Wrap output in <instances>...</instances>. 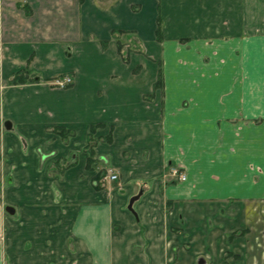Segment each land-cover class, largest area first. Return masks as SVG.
<instances>
[{"label": "crops", "instance_id": "obj_1", "mask_svg": "<svg viewBox=\"0 0 264 264\" xmlns=\"http://www.w3.org/2000/svg\"><path fill=\"white\" fill-rule=\"evenodd\" d=\"M262 204L264 0H0V264H264Z\"/></svg>", "mask_w": 264, "mask_h": 264}, {"label": "trees", "instance_id": "obj_2", "mask_svg": "<svg viewBox=\"0 0 264 264\" xmlns=\"http://www.w3.org/2000/svg\"><path fill=\"white\" fill-rule=\"evenodd\" d=\"M162 28H163V21L161 16H158L157 18V29H156V36L157 40L162 41ZM113 38L117 40L119 44V50L122 54L123 59L125 62H129L130 60V54L132 52L140 51L142 52V49L139 47V41L138 38L135 36V34L131 31H124V30H115L112 33ZM36 75L32 72L31 69L26 68L24 70L17 71L11 76L10 83L12 85H21L29 82H34ZM163 71L162 68L159 70L158 79L156 83L154 84V90L160 89L163 87ZM154 94H151L149 97H153ZM96 128H92L91 132H94ZM54 132L61 135L63 138H69L72 134V131L69 129L58 127L53 129ZM92 135V134H91ZM92 137L89 138V143L87 145V148H90L91 154L88 157L87 161V167L91 168V162L93 159V147L94 142L92 143V146L90 142L92 141ZM108 141H111L110 137L107 138ZM76 163V157H68L63 158L55 162L53 167L51 168V173L53 174H59L62 175L69 167H71L73 164ZM97 180V179H96ZM98 188L99 186L96 185Z\"/></svg>", "mask_w": 264, "mask_h": 264}, {"label": "rangeland", "instance_id": "obj_3", "mask_svg": "<svg viewBox=\"0 0 264 264\" xmlns=\"http://www.w3.org/2000/svg\"><path fill=\"white\" fill-rule=\"evenodd\" d=\"M66 77H71V76H66ZM66 77H64V78H66ZM72 78V77H71ZM72 80H73V78H72ZM157 90H162V88H160V89H157ZM156 90V91H157ZM152 97H149V96H147V99H151ZM5 128H7L6 127V125H5ZM8 129V128H7ZM93 139V138H92ZM94 141H96V140H92L91 142H90V144H91V146H92V143L94 142ZM87 150L89 151V153L91 154V151H90V148H87ZM71 157H72V155H71ZM93 161L91 162V168H92V165L95 163L96 164V158H95V154L93 155ZM103 162H105V161H103ZM102 167V168H101ZM101 169H98V174H97V180L99 179V177H100V173H102L103 171H105L106 170V168H108V169H112V170H114V168L113 167H111V166H109L108 164L105 166V164H101ZM103 167H106V168H103ZM116 171V170H115ZM169 171H171L172 173H174L175 171H178V175L179 174H182V173H184L183 171H181V170H179V169H177L176 167H171L170 169H169ZM185 174V173H184ZM175 175V174H174ZM178 175H177V177H178ZM186 175V174H185ZM118 179H119V177H118ZM178 180H179V178H178ZM180 181V180H179ZM95 184H97V185H100V183L99 182H95ZM101 186V185H100ZM264 204H262L261 205V207L260 206H257V207H253L252 208V210L254 209L255 211H257V216L255 217V221H256V218H257V226H259L258 227V231H261V230H263V227H264V212H262V214L261 215H259L258 214V212L259 211H261V210H264ZM260 218V219H259ZM259 219V220H258ZM261 220V221H260ZM255 226H256V224H255Z\"/></svg>", "mask_w": 264, "mask_h": 264}, {"label": "built area", "instance_id": "obj_4", "mask_svg": "<svg viewBox=\"0 0 264 264\" xmlns=\"http://www.w3.org/2000/svg\"><path fill=\"white\" fill-rule=\"evenodd\" d=\"M72 82L73 80L71 77H66V78L57 80L56 85L60 87H67L71 85ZM174 174L178 175V171H175ZM118 177H119L118 174L114 170L106 168V170L100 174L98 182L102 185H105L107 183L118 180ZM178 178L180 181H184L186 180V175L184 173L179 174Z\"/></svg>", "mask_w": 264, "mask_h": 264}, {"label": "water", "instance_id": "obj_5", "mask_svg": "<svg viewBox=\"0 0 264 264\" xmlns=\"http://www.w3.org/2000/svg\"><path fill=\"white\" fill-rule=\"evenodd\" d=\"M5 125H6V127H7L8 129L11 128V123H10V122H6ZM140 194H141V193H140ZM138 198H139V195L134 196V197L131 198V200H130V202H129V209H130V210L134 211L133 204H134L135 200H137Z\"/></svg>", "mask_w": 264, "mask_h": 264}, {"label": "flooded vegetation", "instance_id": "obj_6", "mask_svg": "<svg viewBox=\"0 0 264 264\" xmlns=\"http://www.w3.org/2000/svg\"><path fill=\"white\" fill-rule=\"evenodd\" d=\"M6 124V123H5Z\"/></svg>", "mask_w": 264, "mask_h": 264}]
</instances>
